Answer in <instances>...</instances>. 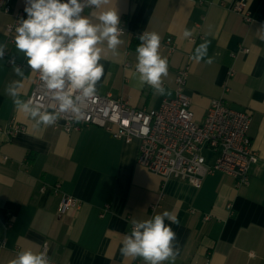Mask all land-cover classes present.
Listing matches in <instances>:
<instances>
[{
  "label": "crops",
  "instance_id": "0c3cea01",
  "mask_svg": "<svg viewBox=\"0 0 264 264\" xmlns=\"http://www.w3.org/2000/svg\"><path fill=\"white\" fill-rule=\"evenodd\" d=\"M11 1L13 15H0V50L23 67L0 58V127L14 115L26 131L0 132V238L7 239L0 247V264H10L16 251L41 253L45 242L55 264H133L137 259L147 264L141 257L122 256L120 248L133 221L165 211L179 220L176 225L165 217L176 233L174 264H264V0H244L251 22L233 10L237 0H109L81 13L102 31L99 15L116 8L119 25H126L115 49L104 38L96 45L104 66L97 92L137 108H157L175 97L176 71L189 65L187 90L195 120L203 121L211 101L222 97L232 108L251 113L250 137L259 161L250 184L236 187L231 175L216 172L200 188L164 180L139 165L137 140L127 144L96 126L67 134L40 124L26 104L38 70L28 66V58L5 34L13 16L25 13V0ZM145 31L157 33L160 43L171 37L177 47L171 54L158 49L168 62L162 92L141 81L136 71L141 41L135 35ZM206 41L207 49L200 48ZM232 67L236 73L230 77ZM226 86L230 91L225 93ZM56 183L61 184L59 195ZM63 194L78 198L80 209L58 215ZM152 205H158L154 212ZM9 221L12 227L6 229Z\"/></svg>",
  "mask_w": 264,
  "mask_h": 264
},
{
  "label": "built area",
  "instance_id": "2783aa9c",
  "mask_svg": "<svg viewBox=\"0 0 264 264\" xmlns=\"http://www.w3.org/2000/svg\"><path fill=\"white\" fill-rule=\"evenodd\" d=\"M83 8L91 7L89 0H80ZM205 4L206 0H198ZM245 1L237 0L233 3V10L243 15L251 22L253 19L245 12ZM11 0H0V15H13ZM25 18L24 12L13 16L5 28L6 37L11 44H15L16 27L18 21ZM126 30L125 22L118 26ZM143 34V33H142ZM139 34L135 35L138 38ZM161 49L173 53L177 47L171 37L160 43ZM129 50L126 51L128 53ZM247 53L249 48H241ZM237 53L232 55L235 57ZM0 58H7L10 65L22 68L14 58L8 57L2 51ZM127 66H130L127 63ZM236 71L232 67L230 77ZM190 76L189 65H184L176 71L175 97L165 98L160 106L152 109L137 108L111 94L96 92L92 97H84L82 91H76L66 83L63 90L49 89L41 80L40 72L36 73L34 86L26 98V104L38 113V122L50 125L53 130L67 134L80 132L85 127L96 126L108 131L115 139L129 144L139 141L137 162L164 180H183L196 188H200L208 175L216 172L231 175L236 187L250 184L251 169L259 161V155L252 147L250 128L253 117L245 110L232 108L222 98L211 101L210 107L203 121L195 120L191 109L192 100L187 85ZM72 99L73 106L66 111L60 109L61 101L56 98L61 92ZM230 87H225V93ZM78 109V111H77ZM48 114L54 119L45 123L40 117ZM26 131L24 124L19 123L13 115L0 132L8 136ZM7 160V157H4ZM45 186L41 190H45ZM55 194L61 193V184L53 186ZM81 201L72 196L63 194L60 198L56 213L60 216L71 214L80 209ZM158 205H152L154 212ZM6 229L12 227V221L6 223ZM7 239L0 238V247L5 248ZM50 246L45 242L41 253L45 254L49 264L51 261ZM17 254L19 251H16ZM133 264H142L137 259ZM210 264V263H205Z\"/></svg>",
  "mask_w": 264,
  "mask_h": 264
},
{
  "label": "clouds",
  "instance_id": "9594fccd",
  "mask_svg": "<svg viewBox=\"0 0 264 264\" xmlns=\"http://www.w3.org/2000/svg\"><path fill=\"white\" fill-rule=\"evenodd\" d=\"M102 2L108 4L109 0H89L97 7ZM83 10L80 0H25L27 19L18 21L15 45L28 58V66L40 72L41 80L49 89L63 90L67 83L72 89L82 91L84 97H92L97 92V82L104 75V66L98 63L100 49L96 45L104 38L108 47L115 49L121 43L119 33L122 30L118 27L116 8L106 9L99 15L98 19L104 25L102 31L88 17L81 15ZM260 31L264 32V28ZM184 34L191 33L185 30ZM138 39L141 41L136 48L139 78L160 89L162 76L168 74L167 59L158 52L160 36L145 31ZM209 43L206 41L200 48L206 50ZM56 98L61 101L62 111L73 106L72 99L62 91ZM32 114L38 115L36 111ZM40 119L49 123L54 117L45 114ZM165 217L179 225L177 217L169 211L142 222L133 221L134 227L130 235H125L120 248L121 255L133 259L141 257L147 264H161L171 258L174 264L179 251L172 244L176 233L171 225L165 224ZM10 264H49V260L45 254L29 249L20 251Z\"/></svg>",
  "mask_w": 264,
  "mask_h": 264
}]
</instances>
